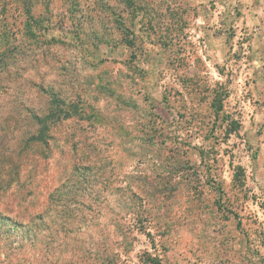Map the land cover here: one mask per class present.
Instances as JSON below:
<instances>
[{
    "label": "rangeland",
    "instance_id": "rangeland-1",
    "mask_svg": "<svg viewBox=\"0 0 264 264\" xmlns=\"http://www.w3.org/2000/svg\"><path fill=\"white\" fill-rule=\"evenodd\" d=\"M25 2L0 0V264H264V0Z\"/></svg>",
    "mask_w": 264,
    "mask_h": 264
},
{
    "label": "trees",
    "instance_id": "trees-1",
    "mask_svg": "<svg viewBox=\"0 0 264 264\" xmlns=\"http://www.w3.org/2000/svg\"><path fill=\"white\" fill-rule=\"evenodd\" d=\"M33 7H34V0H28V2H25L24 10H25L26 15L30 16V14L32 13L31 11ZM31 33L34 36V33L33 32ZM52 104L55 105L52 109V112H50V114H48L44 118L40 119L41 122L39 123L42 125L41 134L44 133V131H47L49 123H54L56 121H59L61 119L60 116L62 115V113H65L63 117L64 119L72 117V113L69 112V110L66 112V110L63 108L64 102L61 99L54 98L52 100ZM156 264H159V263H156Z\"/></svg>",
    "mask_w": 264,
    "mask_h": 264
}]
</instances>
